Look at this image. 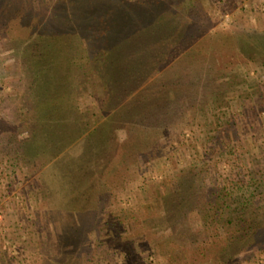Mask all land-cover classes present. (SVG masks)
<instances>
[{
  "label": "rangeland",
  "instance_id": "rangeland-1",
  "mask_svg": "<svg viewBox=\"0 0 264 264\" xmlns=\"http://www.w3.org/2000/svg\"><path fill=\"white\" fill-rule=\"evenodd\" d=\"M172 1L181 27L169 43L144 51L145 33L123 44L107 34L116 57L76 91L81 131L72 123L67 142L35 155L18 117L32 114L23 94L36 74L20 73L0 34V264H264L263 252L227 261L228 230L202 227L196 212L251 164L264 178V65L234 53L244 34L264 33V0Z\"/></svg>",
  "mask_w": 264,
  "mask_h": 264
},
{
  "label": "trees",
  "instance_id": "trees-1",
  "mask_svg": "<svg viewBox=\"0 0 264 264\" xmlns=\"http://www.w3.org/2000/svg\"><path fill=\"white\" fill-rule=\"evenodd\" d=\"M172 2L153 0L154 5L160 4L163 11L159 9L150 15V4H153L146 0H113L108 2V9L99 0H53L57 8L53 7L52 0L47 5L37 3V0H0L3 46L16 58L15 65L21 68L20 73L36 74L25 78L30 89L28 95H24L25 91L23 94V100L32 109V114L28 116L33 118L28 117L31 119L28 120L24 112L22 118L18 117V122L25 129L28 122L33 128L29 138L23 142L24 145L28 144L29 155H35L46 147L48 149L50 145L61 147L69 139L65 130L68 131L72 123L73 132L75 129L81 131L85 122L82 120L84 115L78 114L79 96L76 91L102 79V67L116 57L112 59L111 53L117 52L119 46H112L113 49L108 50L107 34L114 40L123 38V44L127 41L125 39L132 37L136 41L139 35L145 33L139 40L144 51H149L154 42L167 44L170 37H175L173 32L181 26L172 21V16L178 11ZM243 37L250 43L237 45L234 53L238 58L245 55L252 61L257 58L264 65V33L253 36L244 34ZM59 54L62 60H66V66L58 65ZM87 64L92 67L83 77L79 68L87 67ZM61 70L67 71L62 75ZM69 73L76 78L75 81L70 79ZM94 73L99 79L92 77ZM101 81L99 83H107V80ZM67 98L70 101H65ZM106 105L110 106L108 103ZM96 116L99 118L98 114H93L95 120ZM231 127L228 125V128ZM87 149L82 154L95 155L93 149ZM128 150L130 155L145 151L134 144H129ZM90 154L83 155L87 164L90 163ZM246 169L249 176L241 186L224 188L210 195L203 193L204 209L196 211L202 227L228 230L229 234L225 235L228 241L221 242L225 252H230L227 261L238 260L242 255L264 253V178L258 171L255 173L257 178L254 176L252 164ZM189 205L188 213L194 207L192 200Z\"/></svg>",
  "mask_w": 264,
  "mask_h": 264
}]
</instances>
